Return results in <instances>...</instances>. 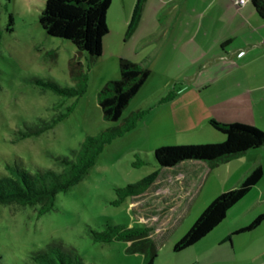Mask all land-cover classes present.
Masks as SVG:
<instances>
[{"label": "rangeland", "instance_id": "1", "mask_svg": "<svg viewBox=\"0 0 264 264\" xmlns=\"http://www.w3.org/2000/svg\"><path fill=\"white\" fill-rule=\"evenodd\" d=\"M44 3L45 0H0V174L5 173V163L15 157L32 171L42 167L59 170L54 156L69 155L86 135L121 125L135 110L143 113L134 126L102 145L84 177L58 192L49 211L38 216V205L0 203V264H25L33 251L49 242L73 247L85 263L145 264L150 252L141 250L140 245L131 252L127 249L130 241L93 240L90 230L101 231L107 224L150 227L149 238L156 253L152 264H217L213 260L222 246L212 237L221 224L181 250L175 251L173 246L215 196L235 187L256 162L264 165V152L256 149L213 164L206 161L208 167L192 160L161 167L162 178L157 186L165 185V189L158 191L150 185L148 190L112 204L117 187L135 184L158 167L155 148L224 141V134L213 128L209 119L217 115L218 121L230 122L222 113L231 107L209 104L217 92L216 84L209 89L196 84L205 61H194L193 53L189 55L187 51L181 60H163L166 62L161 66L153 61V50L128 43L135 28L130 25L133 9L123 20L126 29L118 35L120 43L102 44L101 55L91 60L85 53L80 55L70 40L50 36L43 30L38 17ZM110 6L107 12L116 11L113 4ZM163 10L165 6L160 9ZM113 28L114 31V23ZM108 35L107 32L103 39ZM122 54L152 71L121 117L107 121L102 117L97 95L108 80L120 77ZM71 61L78 73H87L82 95L58 94L34 83L35 78H42L74 86ZM71 104L73 110L52 128L20 137L21 131L41 124V118L50 120ZM259 127L264 133V125ZM258 183L264 188V173L255 185ZM257 203L260 206L263 202Z\"/></svg>", "mask_w": 264, "mask_h": 264}, {"label": "trees", "instance_id": "2", "mask_svg": "<svg viewBox=\"0 0 264 264\" xmlns=\"http://www.w3.org/2000/svg\"><path fill=\"white\" fill-rule=\"evenodd\" d=\"M112 0H45L38 20L43 30L50 36L70 40L79 51L92 60L101 55L102 39L108 32L106 14ZM252 5L264 21V0H251ZM142 0H136L132 16L133 27L141 10ZM12 24V17L9 16ZM12 30L11 27L7 28ZM74 61L70 62L74 86H63L53 80L35 78L34 83L55 93L80 96L85 91L87 73L77 72ZM120 77L108 80L99 90L97 102L102 111L103 119L118 120L130 99L138 92L150 74V68L140 62L131 61L125 57L119 58ZM74 104L67 107L50 120L40 119L34 128L28 127L20 132V137L38 135L52 128L57 122L66 117ZM138 109L126 118V122L113 128H107L95 135H86L77 148L70 150L69 155H56L55 164L60 168L42 167L29 170L15 157L7 161L5 173L0 174V203L18 204L21 206L38 205L37 215L49 211L55 201L56 194L67 190L78 183L88 169L94 164L95 158L103 144L134 126L135 121L142 115ZM210 125L224 134V141L198 145L161 146L153 151L157 168L146 174L135 184L117 187V198L112 204H120L129 195L144 192L157 178L160 168L174 166L184 160H203L210 164L238 155L249 149L264 145V133L255 125L240 122H221L209 119ZM141 162V160L139 161ZM137 163V162H136ZM263 169L260 165L252 168L244 179L235 187L229 188L213 198L185 234L174 244L175 251L181 250L209 233L225 217L227 210L243 198L251 187L260 179ZM264 219V213L257 215L248 225L235 232H242L256 227ZM150 227L146 225L107 224L101 231L90 230L95 241L110 242L112 240L130 241L128 250L137 251L136 247L149 251L145 264H152L156 256L154 245L149 238ZM25 264H90L85 263L73 247H65L60 243L49 242L45 247L33 251L30 261Z\"/></svg>", "mask_w": 264, "mask_h": 264}, {"label": "crops", "instance_id": "3", "mask_svg": "<svg viewBox=\"0 0 264 264\" xmlns=\"http://www.w3.org/2000/svg\"><path fill=\"white\" fill-rule=\"evenodd\" d=\"M135 1L112 0L113 9L117 11L118 6V12H107L110 35L102 44L120 43L118 35L126 29L123 20L127 19ZM164 6L165 11L161 12ZM117 20L122 23L118 25ZM130 33L128 43L135 42L142 50H153V61L160 62L161 66L166 62L163 60H181L187 56V51L189 55L193 53L194 61H205L198 80L194 77V81L197 80L196 84L203 89L218 86L214 100L208 103L222 108L230 106V111L224 109L222 113L230 122L264 125V21L251 0L242 4H236L235 0H142L140 16ZM122 56L130 59L128 54ZM256 149L264 152V145L247 151ZM261 160L264 162V154ZM192 161L208 167L206 161ZM257 165L264 173V165L256 162L242 179ZM161 178L159 172L151 184L155 190L165 189V185L157 186ZM258 200L263 202L260 206ZM248 212L250 214L245 216ZM261 213H264V188L258 183L232 205L226 217L212 229L221 224L212 237L222 246L213 261L217 264H264V219L250 230L235 232Z\"/></svg>", "mask_w": 264, "mask_h": 264}, {"label": "built area", "instance_id": "4", "mask_svg": "<svg viewBox=\"0 0 264 264\" xmlns=\"http://www.w3.org/2000/svg\"><path fill=\"white\" fill-rule=\"evenodd\" d=\"M246 0H235V3L236 4H242V3H244Z\"/></svg>", "mask_w": 264, "mask_h": 264}]
</instances>
